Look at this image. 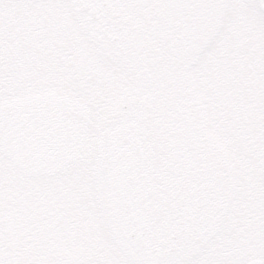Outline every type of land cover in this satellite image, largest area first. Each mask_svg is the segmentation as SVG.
I'll return each mask as SVG.
<instances>
[{"label":"flooded vegetation","instance_id":"1","mask_svg":"<svg viewBox=\"0 0 264 264\" xmlns=\"http://www.w3.org/2000/svg\"><path fill=\"white\" fill-rule=\"evenodd\" d=\"M3 1L0 73L31 93L42 74L36 93H77L92 120L62 179L0 156V264H97L86 225L51 244V212L62 207L63 229L76 187L105 212L123 264H264V0H9L8 12ZM132 123L145 178L111 188L96 137Z\"/></svg>","mask_w":264,"mask_h":264},{"label":"water","instance_id":"2","mask_svg":"<svg viewBox=\"0 0 264 264\" xmlns=\"http://www.w3.org/2000/svg\"><path fill=\"white\" fill-rule=\"evenodd\" d=\"M89 115L85 105L53 95L7 102L0 110L4 152L30 176L56 175L79 156L87 134ZM131 129H119L112 140L122 149L118 155L127 162V166L139 170L138 173L128 171L123 175L110 173L112 181L118 180L117 186L121 188L144 177L143 152L139 149L136 129Z\"/></svg>","mask_w":264,"mask_h":264},{"label":"rangeland","instance_id":"3","mask_svg":"<svg viewBox=\"0 0 264 264\" xmlns=\"http://www.w3.org/2000/svg\"><path fill=\"white\" fill-rule=\"evenodd\" d=\"M42 74L37 78L34 79L31 83L34 84V90H39L43 84L46 83V78H41ZM71 80L75 82L74 74L71 77ZM44 82V83H43ZM49 84H52L48 82ZM32 84V85H33ZM54 85V84H52ZM53 87V86H52ZM77 93H73V97H77ZM91 144V143H90ZM80 195L81 201L84 200L87 204L83 203L84 205L80 207L79 209H72L68 207L69 205H72L73 201L68 202L66 201L67 210V217H69V223L65 225V227L62 229L64 223L58 222V217L56 214L62 213V207L57 208L54 207V211L51 212V218H50V235H51V244H55V248H60L63 246H66L63 242H65L68 238L65 239L63 235H67V237L70 236V234L76 232L79 230V224L84 227L86 225L88 232H97L98 238H99V247H97V264H123L122 263V257L121 254L113 249V246L111 245V242L107 238L105 231H104V223H105V216L104 213L97 210V208L92 204H90L92 200L91 193L84 192L81 193L79 191L76 192L74 196ZM58 198V197H55ZM79 198V196H78ZM80 201V200H79ZM80 201V202H81ZM94 202V199H93ZM56 205H62V200L60 197L56 201ZM63 206V205H62ZM52 207V206H51ZM65 239V240H64ZM62 243V244H61ZM73 246V244H71ZM76 252V251H75ZM52 256L59 257V253L54 251V254H51ZM64 257L69 258V255L63 254ZM93 257L96 258V256L93 254ZM7 259V261H9ZM4 264H7L5 262ZM93 264V263H91Z\"/></svg>","mask_w":264,"mask_h":264}]
</instances>
